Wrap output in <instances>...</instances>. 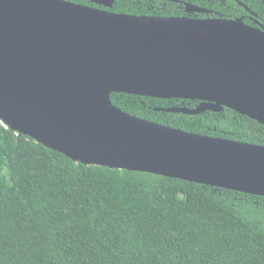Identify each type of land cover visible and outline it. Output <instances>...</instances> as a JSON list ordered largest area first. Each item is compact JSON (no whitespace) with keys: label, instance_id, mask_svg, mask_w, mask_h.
Returning a JSON list of instances; mask_svg holds the SVG:
<instances>
[{"label":"water","instance_id":"obj_1","mask_svg":"<svg viewBox=\"0 0 264 264\" xmlns=\"http://www.w3.org/2000/svg\"><path fill=\"white\" fill-rule=\"evenodd\" d=\"M250 57L264 63V30L240 18L0 0V119L77 162L264 196V145L158 124L110 99L113 92L198 99L194 108L164 110L226 106L264 124V64Z\"/></svg>","mask_w":264,"mask_h":264},{"label":"trees","instance_id":"obj_2","mask_svg":"<svg viewBox=\"0 0 264 264\" xmlns=\"http://www.w3.org/2000/svg\"><path fill=\"white\" fill-rule=\"evenodd\" d=\"M65 1L115 13L182 16L159 0H114L110 7ZM238 1L264 25V2ZM209 2L226 19L245 13L235 0ZM110 99L158 124L264 145V124L226 106L192 115L164 109L194 108L201 100L123 92ZM0 264H264V196L84 164L0 124Z\"/></svg>","mask_w":264,"mask_h":264},{"label":"flooded vegetation","instance_id":"obj_3","mask_svg":"<svg viewBox=\"0 0 264 264\" xmlns=\"http://www.w3.org/2000/svg\"><path fill=\"white\" fill-rule=\"evenodd\" d=\"M205 1L209 2L210 0H205ZM212 1L214 3H217L214 6H217V5H227L228 6L229 5V0H212ZM260 1L262 3L264 2V0H260ZM208 2L205 3V6H196V5L188 2L187 0H159V3L162 5V7L170 9L174 5L175 8H174L173 12L174 13H182L180 15L185 16V17L202 18V19L214 18V17L223 18L222 16H218L216 14L217 12L211 8L213 5L211 4V2H209V3ZM235 2L239 6L244 8V10H245V13L239 17L240 19L243 20V22L246 19V20L250 21L251 23L255 24V25H252V24L251 25L247 24V25L253 26V27L258 28L260 30H264V25L261 22H259L258 16L252 10H250L247 6H245L242 2H240L238 0H235ZM187 4L192 5L194 7H198L200 9H202L203 11H199V12L190 11L189 12L186 10ZM198 14H202V16L197 17Z\"/></svg>","mask_w":264,"mask_h":264},{"label":"bare ground","instance_id":"obj_4","mask_svg":"<svg viewBox=\"0 0 264 264\" xmlns=\"http://www.w3.org/2000/svg\"><path fill=\"white\" fill-rule=\"evenodd\" d=\"M227 49V48H226ZM248 60L255 62L257 64H264L263 62H261L259 59H257L256 57H250L248 58Z\"/></svg>","mask_w":264,"mask_h":264},{"label":"built area","instance_id":"obj_5","mask_svg":"<svg viewBox=\"0 0 264 264\" xmlns=\"http://www.w3.org/2000/svg\"><path fill=\"white\" fill-rule=\"evenodd\" d=\"M0 124L3 125V126H7L1 119H0Z\"/></svg>","mask_w":264,"mask_h":264}]
</instances>
